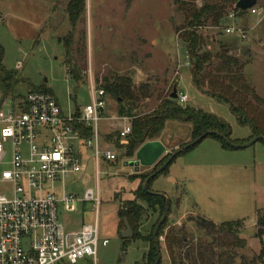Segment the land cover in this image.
Masks as SVG:
<instances>
[{
	"label": "rangeland",
	"instance_id": "rangeland-1",
	"mask_svg": "<svg viewBox=\"0 0 264 264\" xmlns=\"http://www.w3.org/2000/svg\"><path fill=\"white\" fill-rule=\"evenodd\" d=\"M85 2L84 14L73 38L72 49L77 51L70 62L81 70V79L76 83L67 71L70 67L64 64V45L62 41L59 42L70 31L65 13L69 0H0L1 65L21 78L15 92L25 95L31 87L43 85L51 90L65 114H74L75 110L78 114L79 107L91 101L87 82L89 72L92 79L99 83L103 82L104 77L127 75L135 86L133 89L138 91L135 109L131 110L134 115L155 114L160 101L176 87L177 91L188 97L181 106L212 112L231 127L232 140L247 141L250 129L236 123L227 105L201 95L195 88L190 66L186 67L184 63L185 49L174 30L184 21L175 0ZM196 3L200 6V1ZM254 7L257 13L224 20L226 26H246L248 34L245 41L241 43L223 30H219L221 35L217 40L229 42V52L244 63L243 74L252 90L264 99V0H257ZM200 31L203 36L210 35L211 38L218 34L211 27ZM237 43L248 50L242 52ZM178 63H181L180 67ZM137 73H142L141 81L135 79ZM253 102L252 105L256 106ZM118 104L112 98L104 112L105 119L99 122L104 137L111 138L110 142L116 145L118 160L111 163L115 168H111L108 174L100 168V203L97 211L99 244L95 257L97 264H144L145 252L149 248L145 239L153 236L159 214L141 203L145 212L138 238L127 242L120 236L125 227L118 229V208L135 199V190L143 187L150 175L159 169L164 163L160 162L163 158H168L181 145L190 142V127L183 122H167L154 138L165 144L166 153L154 166L135 172L132 167L125 168L119 163L133 159L135 152L126 154L124 147L127 146V139L122 141L116 136L118 129L125 124L123 119L113 118L120 115L117 113ZM260 108H263L262 104ZM127 117L126 121L130 123L133 116ZM81 153L87 168L80 174V181L66 184V190L72 191L78 198L85 188L95 189L92 155L85 148ZM165 176L172 178L173 182ZM148 191L165 195L171 207L168 224L158 237L160 264H169L163 240L169 227L180 229L188 244L215 243L216 233L211 228H199L195 223L197 217L214 222L217 227L226 221L241 219L239 226L232 229L240 238L247 240V247L238 254L247 260L258 254L260 244L254 234L256 218L264 215L263 142L222 150L219 142L207 137L191 152L175 157L167 173L149 183ZM256 209L259 210L256 212ZM58 216L62 226L76 230L82 221H93V202H80L77 212L60 211ZM102 239L107 241L105 245H102ZM82 263H89V260L86 258ZM234 264H238V261Z\"/></svg>",
	"mask_w": 264,
	"mask_h": 264
},
{
	"label": "built area",
	"instance_id": "built-area-1",
	"mask_svg": "<svg viewBox=\"0 0 264 264\" xmlns=\"http://www.w3.org/2000/svg\"><path fill=\"white\" fill-rule=\"evenodd\" d=\"M254 13L253 6L243 16L231 11L227 18ZM219 30L240 42L247 39L246 26L224 25ZM237 46L242 49L241 44ZM184 63L190 66L187 55ZM87 82L91 101L79 109L77 117L65 114L47 91L29 90L19 98H0V264H80L86 258L96 264L100 168L115 162L118 150L100 129L108 95L91 72ZM176 95L179 104L188 100L181 91L176 90ZM113 118L125 121L117 137L126 141L132 131L128 117ZM83 131L89 134L83 136ZM82 148L90 151L94 161L95 189L85 188L78 198L66 190V184L80 181L87 168ZM85 201L93 202V221H82L76 230L62 226L59 212H77L79 203Z\"/></svg>",
	"mask_w": 264,
	"mask_h": 264
},
{
	"label": "trees",
	"instance_id": "trees-1",
	"mask_svg": "<svg viewBox=\"0 0 264 264\" xmlns=\"http://www.w3.org/2000/svg\"><path fill=\"white\" fill-rule=\"evenodd\" d=\"M196 1H200V6L197 5ZM237 1L191 0L186 2L175 0L177 9L184 15V21L174 30L189 59L191 79H193L195 88L201 95H207L227 105L228 110L235 117L236 123L241 126H247L250 129L251 134L247 141L243 139L232 140L230 138L231 127L223 119H220L209 111L205 112L192 106L183 107L177 102V99L170 98L169 95L171 93L168 97L166 96L160 101L155 114L134 115L131 110L135 109V102L138 98L136 93L138 91L133 89L131 78L127 75L124 77H104L100 85L104 88L108 96L110 95L115 98L119 103L117 113L123 116H126V114L130 117L133 116L130 122L132 131L127 136V146L124 147L126 154L131 155L143 145V142L154 140L164 127H166L167 122L174 121L189 125L190 142L205 134L207 131H214L235 144L248 142L256 136L259 137L256 141L264 143V99L252 90L247 78L243 74L244 63L237 56L229 52V42L217 40L221 35L219 29L224 26V20L227 18L229 12L233 11L239 16L245 15L246 11L235 8ZM85 3V0H69L65 13L68 18L70 31L65 37L59 39V42H63L66 54L64 64L67 68L70 67L67 71L76 83L81 79V70L78 66H72L70 62L77 51L72 49L73 38L76 26L84 14ZM206 27L213 28L218 34L213 38L210 35L203 36L200 30ZM233 42L236 44V41L233 40ZM0 52V98L2 100L22 97L23 94L14 91L16 84H18L21 78L16 76V72H11L3 68L1 65L3 53L1 48ZM29 90L51 92L50 89L43 85L31 87ZM252 102L256 106H253ZM256 102L260 105L262 104L263 108H260V105ZM77 115L75 110L74 116L77 117ZM88 134V131H83V136ZM110 136H114V134ZM207 137L219 142L224 149H234L224 139L219 138L215 134H207L204 139ZM104 139L110 141L111 138L106 139L104 137ZM203 140L193 144L189 142L188 144L181 145L175 157L191 152ZM186 145L187 147H185ZM175 157L157 175L147 180L146 190L143 191L142 187L138 188L134 193L135 199L129 200L118 208V229L125 227V221L133 231L131 238H121L127 242L138 238V230L145 212V208L141 203H145L148 208H151L159 214V219L155 223L157 224L156 227L160 221L161 223L156 230L155 237L153 233L151 239H145L149 243V248L145 252L144 264L161 263V259L157 262L158 256L155 241L158 242L160 251L158 237L168 224V215L171 210L170 201L167 197L163 194L149 192L148 185L155 178L159 177V175L167 173ZM166 159L163 158L160 162H165ZM166 206L168 207L167 212ZM258 210L256 209V212ZM165 213L166 215L163 218ZM196 219L197 221H195ZM196 219L194 221L199 228H211L212 232L216 233L217 239L215 243L188 244L185 237L181 235L180 229L175 230L173 227H169L163 237L169 264H234L236 261H238V264H264V215L258 216L255 220L256 232L254 237L259 240L260 249L258 254L250 260H247L243 255L239 256L238 251L247 247V240L242 237L240 238L237 232L232 229L233 227L239 226L241 219L231 222L226 221L224 224L218 225V227L214 225V222L209 220L207 221L200 217Z\"/></svg>",
	"mask_w": 264,
	"mask_h": 264
},
{
	"label": "water",
	"instance_id": "water-1",
	"mask_svg": "<svg viewBox=\"0 0 264 264\" xmlns=\"http://www.w3.org/2000/svg\"><path fill=\"white\" fill-rule=\"evenodd\" d=\"M256 2H257V0H238L235 4V8L238 10H241V11H247V10L251 9V7L255 6ZM245 50L246 49L244 47H242L241 51L245 52ZM169 96L172 99L177 98L176 87H173V90ZM207 134H215L219 138L224 139L234 149H239V148H243V147H246L248 145L254 144V142H256V140L259 138L258 136H256L253 139L249 140L248 142L235 144V143H232V142L226 140L221 134H218L214 131H207L205 134H202L201 136H199L198 138H196L195 140H193L190 143L193 144L195 142L203 140ZM185 147H187V145ZM185 147H183V148H185ZM165 153H166V146L164 144H162V142L160 140L145 141V142H143V145H141L135 151L133 159L125 161V163H123V166L125 168L133 167L134 171L137 172L140 168L154 166L159 161L160 157L163 156ZM176 153H177V151H175L173 154H171L166 159V161L159 167V169L150 176L154 177L162 169H164L173 160ZM169 179H170V182H173L171 180L172 178H169ZM146 182H147V180L143 184V187H142L143 191L146 190ZM167 210H168V207L166 208V212H167ZM165 215H166V213L164 214L163 218L165 217ZM160 223H161V221L158 223V226L156 227V229L154 231V237H155L156 230L159 227ZM124 225H125V230L120 233V236L123 239H129L132 237L133 231H132L130 225L127 224L125 221H124ZM155 247H156V253L158 256V259H157V262H158L160 260V256H159V248H158V242L157 241H155Z\"/></svg>",
	"mask_w": 264,
	"mask_h": 264
},
{
	"label": "crops",
	"instance_id": "crops-1",
	"mask_svg": "<svg viewBox=\"0 0 264 264\" xmlns=\"http://www.w3.org/2000/svg\"><path fill=\"white\" fill-rule=\"evenodd\" d=\"M242 47H244L246 50H245V52L248 50L245 46H242ZM143 77V75H142V73H137V75L135 76V79L136 80H138V81H141V78ZM132 87L134 88L135 86H133L132 85ZM137 88V87H136ZM136 90V89H135ZM145 90V89H144ZM108 98H107V106L106 107H108L109 106V104H110V102L112 101V98L113 97H111L110 95L109 96H107ZM58 101V100H57ZM59 103V102H58ZM60 105V104H59ZM60 107H61V105H60ZM61 109L63 110V108L61 107ZM79 109H80V107H79ZM106 110V109H105ZM64 112V111H63ZM70 114H73V113H70ZM105 114V113H104ZM104 114H103V116H104ZM101 129V128H100ZM101 133H102V135H103V137H104V134H103V132H102V129H101ZM159 140V139H158ZM163 144V143H162ZM165 145V144H164ZM220 145V144H219ZM198 146V145H197ZM196 146V147H197ZM220 148L223 150L224 148H222L221 147V145H220ZM195 149V148H194ZM193 150V149H192ZM191 150V151H192ZM224 150H227V149H224ZM166 151H167V149H166ZM117 161V160H116ZM111 163H115V162H111ZM111 163H104V164H102V170H103V172L104 173H106V174H108L107 172L109 171V170H111V168H115V167H113L112 165L113 164H111ZM119 163H125V162H122V161H119ZM133 168V167H132ZM134 170V169H133ZM167 175H169V174H167ZM170 176V175H169ZM165 177H167V179H168V181H170L169 180V177L168 176H165ZM180 203H181V197H180ZM188 213V212H187ZM186 213V214H187ZM80 225L81 224H78V227H77V229L80 227ZM167 255V254H166ZM82 264H90V262L89 263H82ZM96 264H97V261H96Z\"/></svg>",
	"mask_w": 264,
	"mask_h": 264
}]
</instances>
